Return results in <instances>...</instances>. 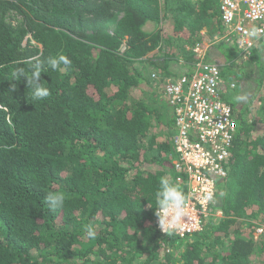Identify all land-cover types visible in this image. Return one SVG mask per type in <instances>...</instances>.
Instances as JSON below:
<instances>
[{"label":"trees","instance_id":"obj_1","mask_svg":"<svg viewBox=\"0 0 264 264\" xmlns=\"http://www.w3.org/2000/svg\"><path fill=\"white\" fill-rule=\"evenodd\" d=\"M212 23L220 33L218 0H0V104L14 123L0 111V264H249L254 253L264 264V231L252 234L264 227V98L255 117L228 101L229 170L203 228L181 237L154 223L160 178L185 193L186 180L174 169V119L152 75L191 63L180 33L194 43ZM263 49L264 35L247 55L220 40L206 58L229 92L250 76L242 55L260 86ZM61 53L71 65L41 73L50 97L33 99L23 77L10 92L14 67ZM49 191L67 194L58 212L44 204Z\"/></svg>","mask_w":264,"mask_h":264},{"label":"built area","instance_id":"obj_2","mask_svg":"<svg viewBox=\"0 0 264 264\" xmlns=\"http://www.w3.org/2000/svg\"><path fill=\"white\" fill-rule=\"evenodd\" d=\"M218 4L220 34L187 48L193 61L183 64L181 74L152 75L174 119V169L184 175L189 198L188 216L176 230L163 233L155 216L162 234L182 237L200 231L214 203L204 200L206 191L217 193L218 182L228 174L236 127L234 111L225 99L228 90L223 87L220 66L206 58L207 47L220 40L232 41L247 55L264 35V0H218ZM257 230L259 235L262 228Z\"/></svg>","mask_w":264,"mask_h":264},{"label":"clouds","instance_id":"obj_3","mask_svg":"<svg viewBox=\"0 0 264 264\" xmlns=\"http://www.w3.org/2000/svg\"><path fill=\"white\" fill-rule=\"evenodd\" d=\"M254 34L255 33H253V35ZM193 44H191V46ZM27 63L29 65L27 69L24 67H14L10 71L9 77L12 83L10 84L9 90L11 93L15 91L17 84L13 83V81H19L21 77H23L26 81V87L31 89L32 98L41 100L51 95L49 87L45 86L43 83L44 80L41 78V73L47 71L45 64L53 71H57L60 70L61 65H63L64 68H68L72 61L67 55L61 53L57 56H49L46 61L37 58L35 61L29 60ZM0 111L8 113L4 118L5 123L10 128L14 127L13 116L9 112V109L0 104ZM154 195L156 204L154 215L157 217L159 228L163 233L176 230L181 222L186 220L188 216L189 198L187 194L181 186L177 185L171 178L162 176L159 180V187ZM220 195L223 196L224 193H220ZM43 199L49 212H58L63 209L67 194L63 191H49ZM215 199L216 192L212 189L207 190L204 200L206 202H214ZM84 231L89 240L96 239L97 232L95 226L85 225Z\"/></svg>","mask_w":264,"mask_h":264},{"label":"rangeland","instance_id":"obj_4","mask_svg":"<svg viewBox=\"0 0 264 264\" xmlns=\"http://www.w3.org/2000/svg\"><path fill=\"white\" fill-rule=\"evenodd\" d=\"M146 30H151L153 29V24L151 23H147L145 26ZM170 31V30H169ZM218 29L216 27V25L214 23H212V25L210 26H205L204 29L201 30V32H199L197 37L195 38V42L198 41L199 43L204 42L206 39H214V37L218 34ZM182 34L180 37L185 40L186 42L184 43L185 48H191V44L193 43L192 41H188V36L184 35L186 33H180ZM220 34V33H219ZM176 50V49H175ZM225 53V50H224ZM261 61L264 64V49L261 52ZM248 57L245 56H241L240 57V64H242V67L244 68L246 75L250 74V76H247L248 78H244V79H240V85L237 84V86L235 88H232L228 94L225 95V99L227 101H230L233 98H236V102L240 105H246L245 107H247V111H246V116H251V117H255L258 115V109H259V105L261 104V102L263 101L262 98H264V76L261 80V84L258 87V85L256 84V82H254L251 77L253 78H257L256 76H251V74L254 75L255 71H254V66L247 64L248 63ZM170 70L172 71V74H179L181 72H183L185 70V66L179 62L178 60H174V62H170ZM258 75V74H255ZM239 77V75H237ZM237 77V78H238ZM157 92L160 94L161 93V89L157 88L156 89ZM253 96V99L245 102L243 100H248L250 96ZM235 96V97H234ZM251 96V97H252ZM174 133V131H173ZM170 140L172 138V136H169ZM229 170V169H228ZM234 183H231L230 186L233 187ZM252 221V219H250ZM247 228V226H245ZM262 228V232L264 231V227L263 225H258L256 227L255 230H253L252 234L253 237L256 238L258 230L257 228ZM259 236V235H258ZM258 241V240H257ZM259 257L257 253H254L251 257H250V262L249 264H258L259 262Z\"/></svg>","mask_w":264,"mask_h":264},{"label":"crops","instance_id":"obj_5","mask_svg":"<svg viewBox=\"0 0 264 264\" xmlns=\"http://www.w3.org/2000/svg\"><path fill=\"white\" fill-rule=\"evenodd\" d=\"M228 94V93H227Z\"/></svg>","mask_w":264,"mask_h":264}]
</instances>
